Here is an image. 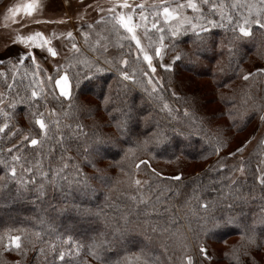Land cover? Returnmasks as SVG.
Returning a JSON list of instances; mask_svg holds the SVG:
<instances>
[{"label":"trees","instance_id":"16d2710c","mask_svg":"<svg viewBox=\"0 0 264 264\" xmlns=\"http://www.w3.org/2000/svg\"><path fill=\"white\" fill-rule=\"evenodd\" d=\"M8 1L0 0V6ZM181 2L184 0H170L172 4ZM195 2L201 13L184 9L185 15L202 14L225 27L205 23L208 31L202 34L204 43L197 52L196 63L187 56L172 59L177 52L193 48L195 35L189 31L172 38L165 31L163 43L169 47L164 48V57L172 59V67H159V83L153 81L154 93L147 83L149 77L143 74L150 70L135 41L125 30H113L106 12L99 8L95 13L90 9V15L96 14L92 20H74L73 39L79 52L68 44L65 52L71 50L61 61L63 67L49 70L33 64L25 54L22 63L9 55L0 61V124H8L0 133V235L5 236L4 243L7 235H21V252H25L21 255L0 245V264H102L90 255V242L99 238L101 232L110 238L111 221L129 211L134 212L131 232L124 244L104 253L106 258L115 260L127 255L132 257L131 264H142L143 259L150 264H188L187 256L193 264H236L239 257L241 264H264V185L256 179L264 173L259 169L264 133L244 154L256 126L264 121V71L257 69L264 61V30L254 25L248 37L233 31L238 20L255 18L260 0ZM113 3L115 0L109 1V5ZM212 3L223 4L224 18L219 8L211 9ZM233 3L238 6L233 8ZM78 5L84 6L80 2ZM248 5L254 6L251 13ZM227 15L232 16L231 21ZM136 33L147 47L149 40L144 29L139 28ZM149 35L153 42L159 41L160 34L155 30L150 28ZM155 46L154 43L148 49L153 63ZM122 60L127 63L122 64ZM10 61L15 63V75L7 66ZM97 66L103 71H97ZM120 71L135 76L137 82L124 80ZM249 72L254 74L243 79ZM64 73L70 81L68 98L61 97L54 86L55 78ZM49 77L53 79L50 81ZM33 89L42 90L44 98H31ZM106 95L111 97L107 104ZM129 108L130 118L121 133L116 125L125 120L123 113ZM49 109L57 115L49 116ZM185 109L195 116L196 125L189 126L192 116H186ZM37 110L44 113L46 121H59V126L51 125L52 139L43 147L21 140L30 128L38 134V126L30 124L32 112ZM77 125L83 126L86 135H77ZM179 130L184 135H179ZM159 132L167 139H161ZM242 133L246 135L239 140ZM61 134L65 137L64 148L59 143ZM97 135L114 143L98 146L97 153ZM145 140L146 148L137 147ZM13 145L17 148L9 153L7 149ZM88 145L92 147L86 159ZM16 155L21 157L19 163L12 159ZM69 156L73 159L68 161L64 173L68 180L58 178L54 185L51 169L62 166L65 160L61 157ZM27 166L33 171L26 172ZM12 167L16 168L15 176L10 174ZM77 168L92 178L89 182L94 193L83 195L82 188L68 183ZM97 169L102 171L98 173ZM42 172L49 173L47 181ZM176 176L180 179H173ZM137 177L141 185L134 183ZM41 184L43 196L37 190ZM141 200L144 202L138 203ZM202 203L207 207L201 208ZM74 205L81 210L77 211ZM84 209L89 211L85 213ZM222 216L235 217L237 224L213 228L205 222L209 217ZM245 227L255 228L259 245L248 246V255H244L246 241L241 238ZM68 236L80 247L65 244ZM201 244L206 254L199 251ZM141 253L142 260H135Z\"/></svg>","mask_w":264,"mask_h":264},{"label":"snow or ice","instance_id":"6c2138e0","mask_svg":"<svg viewBox=\"0 0 264 264\" xmlns=\"http://www.w3.org/2000/svg\"><path fill=\"white\" fill-rule=\"evenodd\" d=\"M201 4H208L209 0H200ZM238 6L237 3H233L232 7L236 8ZM242 6V5H239ZM42 5L40 3V0H25L24 3L15 5L13 7H9L7 9L8 13H10L12 16H15L16 14L23 12L27 16L31 17L33 13L38 9L41 8ZM253 5H248V10L249 13H251L253 9ZM219 8L220 15L222 18L225 17L224 13V6L223 4L221 5H216L215 3L211 4V9L216 10ZM123 9H131L130 11H122ZM184 9H191L194 13H201V8L198 6V4L195 2V0H184V2L181 3H176L172 4L170 3V0H152L151 5H148L145 3V0H141L139 4H130L129 0H115V3H113L108 9H101V11H105L107 16H108V22L112 25L113 30L119 32L120 29L125 30L129 35L131 40L135 41L136 43V48L139 51V54L143 56V60L147 62V67L150 70V73H155L156 72V67L154 66L153 63V56L149 54L148 49H151L153 47V44L155 43L157 46L154 48V55L157 58L162 57V49L169 47V45H166L163 43L165 39V31L170 34L172 38H177L179 35H181L184 32H192L196 40L193 42V48L190 49L189 51L185 52L183 50L177 52L172 59L173 60H179L182 57L187 56L192 63H196L199 60V56L197 55V52L200 50V46L204 43V38L203 35L208 31V29L205 27V23L209 25L210 27H225V25L218 24L214 20H209L202 14L197 15V16H188L184 14ZM138 11L139 15V20H134V17H136ZM149 15L153 18L151 21L149 20ZM102 20L104 19L103 17L101 18ZM227 19L229 21L232 20L231 15H227ZM196 22H193V21ZM142 21V23H141ZM199 21H204V23H200ZM257 26L259 29L264 30V0H260L259 7L257 8L256 11V16L255 18H248L245 17L242 20H238L233 27V31L236 32L238 31L239 34L243 37H248L251 35V30L253 26ZM23 26V25H22ZM91 28V25H89ZM139 28L144 29L145 36L148 38L149 43L147 47L142 45L140 38L138 37L136 30ZM150 28L152 30H155L157 33L160 34L159 36V41L158 42H153L151 40V37L149 35V30ZM87 36V33L84 34ZM67 37L69 39H72V32L67 33ZM18 42L22 44L28 45L30 48H33V51L25 53L28 57L31 58L32 63H36V57L34 55L35 48H46L48 54H50L52 57L57 56L56 50L50 46V41L43 37V35L40 32H35L32 33L28 36H23L20 35L18 37ZM34 46V47H33ZM173 47L175 46L174 43L172 45ZM72 49L75 50L76 52H79V49L77 47L76 43H72L71 45ZM229 55L232 54V49H228ZM24 60V55H21L19 57V62L22 63ZM83 63H87L86 61H82ZM122 64H126L127 60H122ZM58 67H63V65H58ZM160 67L164 68L165 70L171 69L172 65L171 63H162ZM97 71H103L102 68L98 67L96 68ZM260 71H264V69H261ZM150 73L149 72H144L143 74L148 78V85H151V92L154 93L156 91V84L153 83L152 79L150 78ZM120 76L124 80H131L133 83H136V78L133 75L128 74L127 72L120 71L119 72ZM254 73H246L243 76V79L247 80L249 76H252ZM15 75V74H13ZM35 75V73H33ZM53 78L49 77V80L51 81ZM79 83V80H77V84ZM156 83H159L157 81ZM55 88L59 90V94L61 97L68 98L71 93H70V81L67 73L60 74L58 77L55 78ZM11 87V85H9ZM145 91H148L147 88H145ZM151 94V93H149ZM175 95V93H173ZM40 97L43 99V93L41 91H37L36 89H33L31 92V98H36ZM23 102V101H21ZM34 102V100H33ZM105 104L111 102V97L106 95L104 99ZM0 103H3L2 100H0ZM14 105H9V107H13ZM31 107V105H30ZM165 108L168 107L167 104L164 105ZM119 111V109H117ZM2 112V110H0ZM131 114V108H129L127 113H123L125 120L117 122V129L123 133V129L126 127V120L130 118ZM5 117L8 116V113H3ZM57 113L55 112L54 109H49V116H56ZM185 115L192 116V120L190 122V127L196 125L197 121L195 119V116L187 109H185ZM33 116V121H30V124L34 122L35 125L38 126L39 132L38 134H34L32 129L30 128L27 132L26 135L21 137V140L25 142L27 145L31 146H40L43 147L45 145V142L52 139L51 137V125L53 123H56L57 126H59V121L58 120H47L45 119L44 113L37 111L32 112ZM261 119L264 120V115L261 116ZM8 128L7 122L0 124V133L5 132V129ZM17 131H22V129H17ZM174 131H177L174 129ZM11 134V133H9ZM179 135H184L183 130L178 131ZM190 134H195V133H190ZM77 135H86V133L83 132V126L77 125ZM157 135L161 139H167L166 136L162 132L157 133ZM65 137L63 134L59 137V143L60 147L64 148L65 145L63 143ZM114 143V141H110L108 139L102 138L100 135H97L96 137V152L99 153L100 148L98 146L104 145L106 143ZM148 141H142L140 142L137 147H145L147 146ZM91 145H88L85 148V153L86 156L85 158L87 159V153L89 149L91 148ZM17 148V145H13L11 148L7 149L9 153H11L14 149ZM241 149H237V151H240ZM129 152L132 151V149L128 150ZM231 155V153H230ZM12 159L19 163L21 161V157L19 155L13 156ZM61 159H64L65 162L63 163L62 166L56 167L51 169V176H52V183L55 185L57 179H64L68 180V177L64 175L65 171L69 167L68 161H71L73 158L72 157H67L66 159L64 157H61ZM141 163H145L144 161H141ZM94 166V165H93ZM137 169H139V165H136ZM26 172H32L33 168L31 166H27L24 168ZM102 170L97 169V172H101ZM10 174L12 176H15L16 174V168L12 167L10 169ZM41 176L45 179V181L48 180V175L49 173L47 172H42L40 173ZM100 179H104V177H99ZM90 177H87L86 174L82 173L79 168L76 169L75 176L68 181V183L71 184H76L80 188H82V194L83 195H90L94 193L95 189L91 185ZM175 180H179L180 177L176 176L173 177ZM256 179L261 183V185H264V173H261L256 177ZM134 183L136 185H141L140 180H135ZM144 183H147L145 181ZM232 183H235L233 181ZM39 194L43 196L44 193V184H41L39 188L37 189ZM239 191V189H237ZM195 195V193H194ZM238 199L242 197H237ZM135 199V198H133ZM197 199H199V196L197 195ZM144 201H138V203H143ZM76 207L77 211H80L81 208L79 205H74ZM201 208H206L207 204L202 203L200 205ZM231 207V205H229ZM85 213H87L89 210L84 209L83 210ZM155 211V209H153ZM134 215L133 211L126 212L122 214L119 218V220L113 219L111 221V237L104 233L101 232L99 234V238H93L92 241L89 244V253L90 255L93 256L94 259L100 260L102 264H131V259L132 257H128L127 255L124 257L118 256L115 260H112L110 258H106L104 253L106 251H113L116 250L117 245H122L125 242V237L127 234L131 232V229L129 228V225L132 223V217ZM206 223H210L213 228H220V227H225V226H231V225H236L237 221L235 217L231 216H222V217H209L206 221ZM155 230V229H153ZM8 232H11L12 229H8ZM16 231L23 232L22 229H16ZM241 238L242 240L246 241L245 245V253L244 255H248L247 252V247L248 246H259L257 243V234L255 231V228H248L245 227L241 231ZM5 236L0 235V245L3 246L4 249L7 250H16L21 253V255H24L25 252H21L22 249V236L21 235H7V243H4ZM64 243H72L75 247H80V245L77 244L76 241L73 240L71 236H68L64 239ZM199 251L202 254H206V248L203 244H201ZM143 253L140 255H136L134 257L135 260L141 261L142 260ZM64 257V253L60 254V259L62 260ZM185 259L188 261V264H193L192 258L191 257H185ZM19 264V262H18ZM142 264H150V261L148 259H143ZM236 264H241V261L239 257H236Z\"/></svg>","mask_w":264,"mask_h":264},{"label":"rangeland","instance_id":"374dc122","mask_svg":"<svg viewBox=\"0 0 264 264\" xmlns=\"http://www.w3.org/2000/svg\"><path fill=\"white\" fill-rule=\"evenodd\" d=\"M18 1H20L22 3L25 2V0H9L8 2H5L2 6H0L1 7V9H0V61L7 59L8 55L12 56V58L19 59V57L21 55L25 54L26 52L33 51V48H30L28 45L19 43L17 36L14 34L19 29V26L23 25V23L24 24L29 23L28 21H31L32 17L30 18L27 16L26 20H25L26 14H24L23 12H20V13L16 14L15 16H12L7 11V9L9 7H13L15 5L20 4ZM77 1L80 2L81 4L85 5V6L89 5V2L92 3L93 6L91 8L94 9V13L97 12L96 8H99L101 10V9H106V8L108 9L111 6V5H109V1L111 2V0H109V1L108 0H77ZM171 1H173V0H171ZM140 2H141V0H129L130 4H139ZM145 3L148 5H151L152 0H145ZM79 6H81V5H79ZM88 8H89L88 6H87V8L84 7V10L81 13H79V16L76 15L77 17L75 16L74 20L78 21L79 18L82 19L83 17H85L87 19H91V20L93 18H95L96 14L90 15L89 14L90 9L88 10ZM127 10L130 11L131 9H127ZM127 10H125V11H127ZM72 12L75 14L74 11H72ZM70 13H71V11H70ZM23 14H24V18L22 19L23 16L21 17V15H23ZM135 20H139L138 11H137V15L135 17ZM74 30H75V26H74ZM30 32H32V31H30V29H29L26 34H28ZM58 33H60V32L53 33L52 37L57 36ZM74 34H75V31L72 32V37L76 38L74 36ZM66 40H68V43H66ZM64 41H65V43H63ZM73 41L75 43V40L73 38L69 39V38H67V36L64 39L53 40L50 43V46L53 47L56 50V52L59 54L56 57H50L51 55L48 54L46 48H43V49L42 48H35L34 55L36 57V64L42 65L44 68H48L49 70H54V68H57L58 65L61 64V61L64 58V56L65 55L67 56L70 53V50L72 49L71 45H72ZM90 41H91V39H90ZM68 44H70L69 46L71 47V49H68L65 52V50H66L65 47ZM8 46H11V48L9 49ZM82 46L84 47V45H82ZM6 47H8L9 50H7V51L3 50ZM57 50H59V51H57ZM92 50H94V48H92ZM162 53H163L162 57H160V58L156 57V63H154V66L156 67V72L151 73L152 81H158V79H159L158 69L162 63H165V64L171 63L172 64V59L169 60V59H166L164 57V48L162 49ZM69 60H72L73 62H75L76 59L70 58ZM13 61H15V60H13ZM75 63H77V62H75ZM7 66L11 68L10 70L14 74L16 73L15 63L10 61L9 65H7ZM257 69H264V67H257ZM47 73L50 75V73L48 71H47ZM263 133H264V121L259 123L256 126V128L253 132L254 137L251 136V138H250L251 141L247 142L245 150H244V154H246V152L252 147L253 143L256 141V138L259 137ZM245 135H246V133H242L241 135H239V138H240L239 140H243ZM261 163H262L261 168H264V155L262 157ZM238 175L243 176V173L239 172ZM136 179L141 181V179L139 177H137Z\"/></svg>","mask_w":264,"mask_h":264},{"label":"crops","instance_id":"0c3cea01","mask_svg":"<svg viewBox=\"0 0 264 264\" xmlns=\"http://www.w3.org/2000/svg\"><path fill=\"white\" fill-rule=\"evenodd\" d=\"M18 2L22 4V2L20 1ZM40 3L42 7L38 8L33 13V15L31 16L32 18L30 17L32 20L28 21L29 23H25V24L23 23V26L22 25L19 26L17 32L14 33L17 36V38L20 35L27 36L35 32H40L43 35V37H45L50 41V43L56 39H64L67 36L68 32L74 31V24H75L74 17L76 15L79 16V13H81L84 10V7L87 8L88 6L89 7L88 10H89L93 6V4L90 2L89 5L87 6L85 5L84 7L82 5L79 6L78 5L79 2L77 0H40ZM72 11H74L75 14ZM21 17L23 19L24 14L21 15ZM26 17L27 15L25 16V20ZM29 29L32 32L26 34ZM56 32H60V33H58L57 36L52 37L53 33ZM258 67H264V61L260 63ZM261 166L262 163L260 164L259 169L260 171L263 172L264 168H261Z\"/></svg>","mask_w":264,"mask_h":264}]
</instances>
